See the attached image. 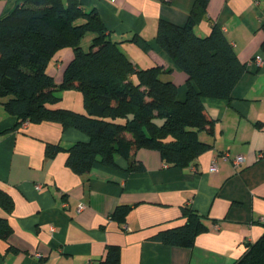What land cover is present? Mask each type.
<instances>
[{
    "label": "crops",
    "instance_id": "1",
    "mask_svg": "<svg viewBox=\"0 0 264 264\" xmlns=\"http://www.w3.org/2000/svg\"><path fill=\"white\" fill-rule=\"evenodd\" d=\"M17 2L0 0V16ZM80 3L98 13L110 38L124 40L122 49L136 68L168 69L161 78L173 81L178 98H185L187 75L155 34L160 20L183 25L194 0ZM214 25L246 69L229 98H203L214 122L199 138L211 146L187 166L139 148L130 160L141 168L129 169V159L117 156L115 166L95 162L77 174L66 165L65 150L47 157L45 148L86 141L84 132L50 120L15 127L0 98V189L13 200L10 213L0 208L12 227L7 239L0 238V264H98L107 244L119 246L120 264H233L246 243L264 234V0H209L195 31L207 35ZM134 34L148 41L147 50L126 40ZM72 57L73 50L63 47L51 58L47 70L56 83ZM60 95L52 107L84 111L79 90ZM238 154L244 160L236 168L231 158ZM119 205L129 206L122 221L111 216ZM183 206L206 217L208 229L190 247L154 240L158 231L184 223Z\"/></svg>",
    "mask_w": 264,
    "mask_h": 264
},
{
    "label": "trees",
    "instance_id": "2",
    "mask_svg": "<svg viewBox=\"0 0 264 264\" xmlns=\"http://www.w3.org/2000/svg\"><path fill=\"white\" fill-rule=\"evenodd\" d=\"M208 1L194 0L183 25L158 22L155 42L187 75L181 100L177 85L161 78L168 69L136 68L122 49L124 40L110 38L98 13L85 9L80 0H18L0 16V98L15 117V127L50 120L84 132L86 141L45 148L47 157L65 150L66 165L77 174L88 172L95 162L115 166L117 156L129 159V169L141 168L130 160L139 148L159 151L167 164L189 165L211 146L199 138L214 122L203 98H229L246 69L221 27L214 25L207 35L196 33ZM86 37L88 46L83 43ZM126 40L144 50L149 47L140 35ZM63 47H70L73 57L56 83L47 67ZM67 89L81 92L83 112L51 106ZM0 208L6 213L13 208L11 196L2 189ZM128 210V205H119L111 216L122 221ZM181 217L183 224L152 238L192 246L208 229L206 217L191 206L182 207ZM11 232L7 218L0 216V238L7 239ZM245 246L233 264H264V234ZM119 257V246L107 244L98 264H120Z\"/></svg>",
    "mask_w": 264,
    "mask_h": 264
},
{
    "label": "built area",
    "instance_id": "3",
    "mask_svg": "<svg viewBox=\"0 0 264 264\" xmlns=\"http://www.w3.org/2000/svg\"><path fill=\"white\" fill-rule=\"evenodd\" d=\"M260 60L258 59V61H257V63H259L260 64ZM28 123V121H24V122H22L21 123V125L22 126H25L26 124ZM228 152H225V153H223L222 154V157L223 158H228ZM243 160H244V157L242 156V155H240V154H238V155H235V156H233L232 158H231V161H232V163H233V166L234 167H239L240 165H241V163L243 162ZM211 170H215L216 169V161H215V159H213V161H212V163H211ZM37 188H40V186L39 185H37ZM82 204L81 205H79V209L80 208H82ZM215 226H217V225H215Z\"/></svg>",
    "mask_w": 264,
    "mask_h": 264
},
{
    "label": "rangeland",
    "instance_id": "4",
    "mask_svg": "<svg viewBox=\"0 0 264 264\" xmlns=\"http://www.w3.org/2000/svg\"><path fill=\"white\" fill-rule=\"evenodd\" d=\"M87 41H88V38L86 37V39H85L84 42H83L84 45H86V46H88V42H87ZM86 48H87V47H86ZM55 105H57V103H55ZM55 105L53 104V106H55ZM57 106H58V105H57Z\"/></svg>",
    "mask_w": 264,
    "mask_h": 264
}]
</instances>
